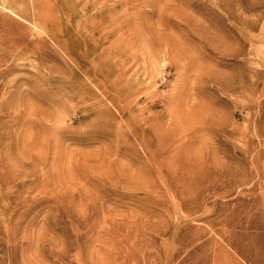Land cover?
<instances>
[{
  "label": "rangeland",
  "instance_id": "374dc122",
  "mask_svg": "<svg viewBox=\"0 0 264 264\" xmlns=\"http://www.w3.org/2000/svg\"><path fill=\"white\" fill-rule=\"evenodd\" d=\"M0 264H264V0H0Z\"/></svg>",
  "mask_w": 264,
  "mask_h": 264
}]
</instances>
